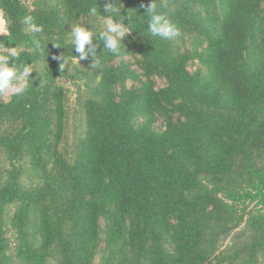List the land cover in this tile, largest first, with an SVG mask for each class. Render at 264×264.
<instances>
[{"label": "trees", "instance_id": "obj_1", "mask_svg": "<svg viewBox=\"0 0 264 264\" xmlns=\"http://www.w3.org/2000/svg\"><path fill=\"white\" fill-rule=\"evenodd\" d=\"M106 2L0 0L34 70L0 95V264H264V0H167L173 40L148 33L150 0H119L120 55L88 15Z\"/></svg>", "mask_w": 264, "mask_h": 264}, {"label": "clouds", "instance_id": "obj_2", "mask_svg": "<svg viewBox=\"0 0 264 264\" xmlns=\"http://www.w3.org/2000/svg\"><path fill=\"white\" fill-rule=\"evenodd\" d=\"M119 5V0H111V2L104 3L102 8L95 4L88 10L90 17H96L102 21L103 29L99 31L98 35L99 42H103V49L115 55H120L121 50H125L123 41L132 32L129 24L127 26L124 24L126 17L121 15L122 9ZM160 6L165 11H157V0H150L147 6L140 5L144 9V15L149 17L147 31L152 37L173 40L180 35L179 28L171 20V16L175 14V7L170 6L167 0H162ZM98 9H102V14ZM21 23L25 26V31L31 32L34 36L32 48L36 52L42 53L47 45L42 44L36 34L43 31V25L38 24L36 18L31 14L22 16ZM0 35L8 36L11 33L6 27L0 26ZM67 35L73 50L78 54V57H73L74 59L86 60L91 58V66L99 64L100 61L95 51L96 46L92 45L93 37L97 35L93 26L91 28L84 27L81 22L72 24ZM86 45L92 46L86 49ZM53 46L58 47V45ZM19 55V46L7 47L4 41H0V95L5 93L9 96L22 95L28 88L30 76L34 71L33 66L29 63L17 65L15 61ZM53 59L62 61L59 67H63L67 63V58L64 55L54 56Z\"/></svg>", "mask_w": 264, "mask_h": 264}, {"label": "rangeland", "instance_id": "obj_3", "mask_svg": "<svg viewBox=\"0 0 264 264\" xmlns=\"http://www.w3.org/2000/svg\"><path fill=\"white\" fill-rule=\"evenodd\" d=\"M0 26L3 27V22H2V20H1V18H0ZM8 96H9V94L5 93V94L3 95V99H7Z\"/></svg>", "mask_w": 264, "mask_h": 264}]
</instances>
